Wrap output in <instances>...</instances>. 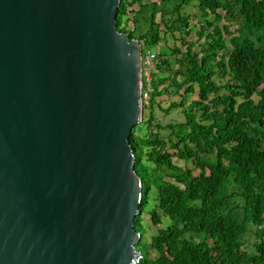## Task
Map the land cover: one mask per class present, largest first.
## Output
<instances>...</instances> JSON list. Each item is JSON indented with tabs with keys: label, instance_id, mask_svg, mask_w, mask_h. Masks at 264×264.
Here are the masks:
<instances>
[{
	"label": "water",
	"instance_id": "95a60500",
	"mask_svg": "<svg viewBox=\"0 0 264 264\" xmlns=\"http://www.w3.org/2000/svg\"><path fill=\"white\" fill-rule=\"evenodd\" d=\"M123 0H0V264H138L143 46Z\"/></svg>",
	"mask_w": 264,
	"mask_h": 264
},
{
	"label": "trees",
	"instance_id": "16d2710c",
	"mask_svg": "<svg viewBox=\"0 0 264 264\" xmlns=\"http://www.w3.org/2000/svg\"><path fill=\"white\" fill-rule=\"evenodd\" d=\"M119 22L159 54L130 139L143 183L138 264H264V0H123ZM146 215L158 227L169 219L150 243Z\"/></svg>",
	"mask_w": 264,
	"mask_h": 264
},
{
	"label": "rangeland",
	"instance_id": "374dc122",
	"mask_svg": "<svg viewBox=\"0 0 264 264\" xmlns=\"http://www.w3.org/2000/svg\"><path fill=\"white\" fill-rule=\"evenodd\" d=\"M148 0H144V2H147ZM152 1H158V0H152ZM129 17H130V20H129V24L126 26L128 29L132 30L133 29V21L131 20V17H133V14L130 15L129 14ZM126 24V22H125ZM191 28H192V32L191 34L188 35V40L189 42H195L197 40H199L198 38V35H197V31L199 30V26L196 25L195 23H193L191 25ZM203 42V40L201 41ZM176 44V39L173 38L171 35L168 36V41H164L163 44L161 45L162 46V52L165 53V51H170L169 48H172L174 47ZM179 46H181V48L183 49V51H186L187 50V45H182L180 42L177 43ZM144 44L142 43V46ZM143 49L145 50L146 48L143 46ZM171 52V51H170ZM172 53V52H171ZM171 59V62L174 66V69L175 71H178L179 70V66L177 65L176 63V59L175 58H170ZM150 92V91H149ZM171 105V101H168L166 104H165V108H169ZM157 115L159 116L160 119L164 120L165 123H175L176 120H181L182 117L180 115H178V113H172L171 115H166L165 112H163L162 110H158L157 111ZM176 164L182 168H185V163L181 162V161H178L176 160ZM168 219V218H167ZM167 219H164V224H162L160 227L156 226L153 221H152V218L149 217V215H146L143 219V225L146 229V234H145V241L150 243L152 242V239L154 237H157L158 234H159V228L161 227H165L168 225V221ZM169 220V219H168ZM247 252H251V253H254V247H253V244H249L247 246V248L245 249Z\"/></svg>",
	"mask_w": 264,
	"mask_h": 264
},
{
	"label": "built area",
	"instance_id": "2783aa9c",
	"mask_svg": "<svg viewBox=\"0 0 264 264\" xmlns=\"http://www.w3.org/2000/svg\"><path fill=\"white\" fill-rule=\"evenodd\" d=\"M158 55V53L148 49H145L143 52L142 78L145 84L143 99L146 103L150 100V93H153V75L157 69Z\"/></svg>",
	"mask_w": 264,
	"mask_h": 264
},
{
	"label": "clouds",
	"instance_id": "9594fccd",
	"mask_svg": "<svg viewBox=\"0 0 264 264\" xmlns=\"http://www.w3.org/2000/svg\"><path fill=\"white\" fill-rule=\"evenodd\" d=\"M143 52H144V49H143ZM144 92H145V89H144V91H143V96H144ZM143 103H144V99H143Z\"/></svg>",
	"mask_w": 264,
	"mask_h": 264
}]
</instances>
